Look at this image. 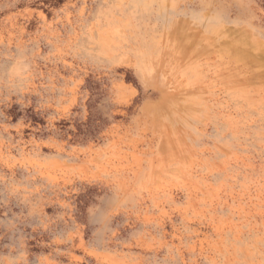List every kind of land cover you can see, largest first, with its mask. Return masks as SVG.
<instances>
[{
  "label": "rangeland",
  "instance_id": "374dc122",
  "mask_svg": "<svg viewBox=\"0 0 264 264\" xmlns=\"http://www.w3.org/2000/svg\"><path fill=\"white\" fill-rule=\"evenodd\" d=\"M0 264H264V0H0Z\"/></svg>",
  "mask_w": 264,
  "mask_h": 264
}]
</instances>
